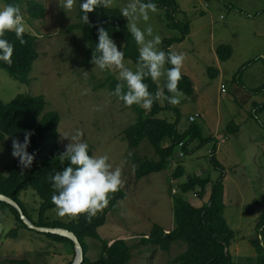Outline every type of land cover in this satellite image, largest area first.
<instances>
[{
	"label": "rangeland",
	"instance_id": "rangeland-1",
	"mask_svg": "<svg viewBox=\"0 0 264 264\" xmlns=\"http://www.w3.org/2000/svg\"><path fill=\"white\" fill-rule=\"evenodd\" d=\"M37 1L46 6L45 18L30 16L27 5L21 9L25 31L37 36L40 54L30 74L31 82L23 83L0 67V99L9 103L19 94L43 95L47 101L46 112L56 110L60 114L59 144L63 148L70 141L62 138L61 133L80 129L81 139L88 143L92 156L107 155L112 170L121 169L122 188L127 196L120 199V204L108 213L106 223L99 228L102 238L109 242L127 239L135 245L129 264H172V259L185 251L186 243L175 242L170 251L165 252L154 245L143 246L140 240L149 237L155 223L163 226L166 233L172 232L175 217L171 191L174 187L179 191L180 185L195 174L208 173L213 181L203 198H199L198 193L195 196L194 192L184 196L199 207L209 204V193L221 174L212 162V157L218 155L224 162L223 179L228 189L224 217L235 232L230 246L234 264H258L261 247H254L250 238L258 237L261 232L257 224L264 213V108L260 113L258 108L264 105V0H177L181 8L177 20L191 23V33L181 44L175 39L182 33L169 26L163 8L150 12L148 22L136 21L142 29L151 25L153 35L161 37L158 50L184 54L181 73L193 80L194 94L182 92L178 105H171L165 99L174 95L166 94V74L156 81L162 91L159 103L163 107L157 117L175 121L174 112H180L179 130L184 131L191 125L190 115L202 114L196 122L202 125L205 135L216 133L218 140L214 152V143L210 142L188 155L170 157L166 169L142 179L136 175L138 161L131 156L157 160L160 156L148 140L138 148H131L128 140L123 139V132L137 121V112L116 99L108 86L102 85L109 76L118 79V70L101 71L91 60H88L89 67L83 66L86 53H90L87 52L90 40L86 41L81 31L69 29L77 22V3L75 11L62 12L58 0ZM130 2L132 0H111L109 8L122 10ZM4 6L0 0V8ZM126 21L128 24L127 18ZM146 39L152 37L146 36ZM113 40L123 51L124 38L115 36ZM167 41L174 43L168 46ZM222 44L233 45V52L229 60L219 59L218 63L217 48ZM125 64L133 71L138 67L130 59H125ZM168 68L166 63L165 71ZM211 68L215 70L210 72ZM239 73L241 82L235 80ZM222 84L226 85L225 90ZM252 88H260V91L254 93ZM256 110L258 116L253 117ZM258 117L262 122H258ZM231 121L238 123L239 132L227 130ZM13 139L23 141L24 136L7 135L0 143V173L7 174L15 163L11 154ZM180 164L186 174L175 179ZM32 191L24 192L22 199L29 210L35 211L40 198ZM47 217L61 221L76 218L61 217L57 209L49 210ZM16 225L15 216L8 210L0 213V233L5 232L0 240V255L22 258L30 264H65L71 260L72 249L68 243L54 241L35 229L20 227L18 237H6ZM86 243L88 256L92 260L98 258L101 242L87 238Z\"/></svg>",
	"mask_w": 264,
	"mask_h": 264
},
{
	"label": "trees",
	"instance_id": "trees-1",
	"mask_svg": "<svg viewBox=\"0 0 264 264\" xmlns=\"http://www.w3.org/2000/svg\"><path fill=\"white\" fill-rule=\"evenodd\" d=\"M7 4H15L22 9L27 5V11L30 16L43 19L47 15L46 6L37 0H1ZM206 2L210 0H204ZM144 2H148L145 0ZM157 7H161L166 11V18L171 28L180 30L182 35L177 37L179 44L185 41L191 33V23L177 20L176 15L180 13L181 8L177 0H152ZM76 5V4H75ZM75 5L72 10L75 11ZM70 10V12L72 11ZM64 9L62 8V12ZM119 8H103L98 7L95 11L89 13L90 24L85 25L80 17L82 12L79 9V0L77 2V22L73 23L72 30L81 31L85 40H90L86 53V62L84 67H89L88 60H91L96 43L98 41L97 27L103 26L108 30L109 35L122 36L124 38V58L130 59L138 65V46L133 39L126 18L122 16ZM76 13V12H75ZM6 38L13 43V63L11 65L0 62V67L5 69L7 73L23 83L31 82L30 74L35 60L39 57L37 49V36L29 32L24 33V43L22 44L16 38L14 32H7ZM168 46L174 41H167ZM92 50V51H91ZM233 49L229 44H222L217 48V54L221 61H227L232 55ZM248 65L251 62L247 63ZM168 67L172 65L167 64ZM210 69V72L214 71ZM214 76V73H211ZM109 79V80H108ZM107 82L103 86H108L112 93L117 83H125L118 80L116 76H109ZM235 80L241 82L240 73L236 75ZM145 83L152 94L158 90L156 81L146 78ZM95 88H98L96 86ZM181 92L187 95L194 94L193 80L186 74H182V78L178 83ZM124 91H127L125 84ZM254 93H258L260 88H252ZM166 94H170L166 91ZM117 99V98H116ZM122 104L123 101H122ZM259 105V104H257ZM47 101L43 95L19 94L13 101L6 103L0 99V143L10 136H24L25 131L34 133L31 136V145L28 151L35 152L36 158L33 165L29 169L21 170L18 160L8 169V173H0V193L5 194L15 200L20 205L24 214L37 226L42 227H61L74 232L80 239L84 248V261L82 264H129L134 257L132 245L127 239H117L113 242L104 240L99 232V228L103 226L108 217V213L120 204V199L126 198L127 194L121 187L115 193H109V203L102 211L95 216L88 218L87 214H80L70 221H61L59 219L50 220L47 213L51 209H57L52 202L54 190L52 188L51 177L57 172L62 171L69 166L70 161L61 159L60 154L65 150L59 144L58 125L60 122V114L56 110L46 112ZM128 107V106H127ZM128 108H134L137 112V121L123 132V139H127L131 148L140 147L144 140L151 142V146L160 156V159H143L136 154L131 157L138 161L136 175L138 179H142L151 173L161 172L170 164V157L176 155L190 154L196 148L206 145L210 142L214 143V152L217 149V139L215 133L205 135L203 127L196 121H191L190 126L182 131L179 130L181 121L180 112L175 111V121L168 118L157 117L163 110L159 100L155 101L150 110L133 104ZM259 113L264 108L260 105ZM253 117L258 116L256 110ZM258 122H262L257 118ZM227 130L231 133L240 131V126L235 121H231ZM125 135V137H124ZM196 145H193L195 144ZM182 146V147H181ZM89 154L93 155V151L89 148ZM215 169L221 170V174L214 181L209 204L196 206L189 201L184 194L194 192L198 193L199 198H203L207 193V187L213 181L208 173L195 174L186 182L177 187L176 192H172L173 211L175 217V227L172 232L166 233L163 226L158 223L153 225L149 237H142L140 242L143 246L154 245L157 249L165 252L170 251L172 244L175 242H184L187 248L182 253L172 259V264H234L230 246L235 238V232L226 221L224 212L227 207L228 189L226 181L223 179V170L225 166L218 155L212 157ZM223 169V170H222ZM185 167L180 164L175 172V179L183 177L186 174ZM33 190L32 194L40 198V202L36 210H29L22 199V194L27 190ZM8 210L11 215L16 218L17 225L14 226L6 237H18L20 227L29 228L22 219L21 213L16 206L0 200V213ZM31 229V228H30ZM257 229L264 231V213L261 215L257 224ZM5 232L0 233V240L4 237ZM264 233V232H263ZM54 241L68 243L72 249L71 260L65 264H72L75 259V244L68 237L45 233ZM87 238L96 239L101 242L99 246L98 258L92 260L88 256L89 246L86 243ZM253 245L261 247L258 249V264H264V241L263 239H253ZM0 264H30L25 259L9 257V255H0Z\"/></svg>",
	"mask_w": 264,
	"mask_h": 264
},
{
	"label": "clouds",
	"instance_id": "clouds-1",
	"mask_svg": "<svg viewBox=\"0 0 264 264\" xmlns=\"http://www.w3.org/2000/svg\"><path fill=\"white\" fill-rule=\"evenodd\" d=\"M58 2L65 11H70L77 0H58ZM110 5L111 0H79V9L82 12L80 19L85 25H89V13L98 7L108 8ZM156 11L157 5L152 0H148V2L132 0L121 11L122 16L128 20L129 31L138 46V67L135 71L126 66L124 52L118 48L108 30L103 26L97 27L98 41L91 62L101 71L118 70V79L125 83H117L112 95L123 101L124 105L128 107L136 104L150 110L153 103L160 99L162 91L158 90L152 94L145 80L150 77L152 81H157L165 74V87L169 93L174 94L165 97V99L171 105L180 103L182 92L178 88V83L182 78L181 69L185 60L184 54H176L171 50L167 53L158 50V46L162 43L161 37L153 35L151 25L142 29L136 23L139 19L148 22L149 13ZM7 32H14L22 44L25 42L23 38L25 24L18 5L7 4L0 8V62L11 65L14 45L6 38ZM146 36L152 37V39H146ZM166 63L172 67L165 71ZM87 76L88 73L85 72V79ZM125 84L127 91H124ZM194 115H190V118ZM33 134L25 131L23 141L12 140L11 154L18 160L22 171L31 168L36 158L35 152L28 151ZM61 135L62 138L68 139L70 142L65 145V150L60 156L62 160L67 159L70 163L69 166L51 177L54 190L52 202L56 205L57 214L61 217L65 215L77 217L84 213L90 219L107 207L109 193H115L123 186L121 169L117 167L112 170L107 155L99 157L90 155L89 145L81 139L83 132L80 129H76L74 133H61ZM260 231L258 237L250 238V242L257 238L264 241V231L262 229Z\"/></svg>",
	"mask_w": 264,
	"mask_h": 264
},
{
	"label": "water",
	"instance_id": "water-1",
	"mask_svg": "<svg viewBox=\"0 0 264 264\" xmlns=\"http://www.w3.org/2000/svg\"><path fill=\"white\" fill-rule=\"evenodd\" d=\"M0 200L16 206L21 213L22 219L24 220V222L27 224V226L29 228L35 229V230L43 232V233H53V234L62 235V236L68 237L71 240H73L74 244H75V249H76V258L72 264H82L83 263L84 256H85L84 248L82 246V243H81L79 237L74 232H72L66 228H61V227L37 226L24 214L20 205H18L13 198H11L5 194L0 193Z\"/></svg>",
	"mask_w": 264,
	"mask_h": 264
},
{
	"label": "built area",
	"instance_id": "built-area-1",
	"mask_svg": "<svg viewBox=\"0 0 264 264\" xmlns=\"http://www.w3.org/2000/svg\"><path fill=\"white\" fill-rule=\"evenodd\" d=\"M222 89L225 90L226 89V85L225 84H222ZM196 115V114H195ZM194 115V116H195ZM194 116H191V121H194L197 117H194ZM200 116V115H199Z\"/></svg>",
	"mask_w": 264,
	"mask_h": 264
},
{
	"label": "crops",
	"instance_id": "crops-1",
	"mask_svg": "<svg viewBox=\"0 0 264 264\" xmlns=\"http://www.w3.org/2000/svg\"><path fill=\"white\" fill-rule=\"evenodd\" d=\"M233 46V45H232ZM234 47V46H233ZM217 61H218V63H220V60H219V58L217 57ZM216 134V133H215ZM210 195H211V193H209Z\"/></svg>",
	"mask_w": 264,
	"mask_h": 264
}]
</instances>
